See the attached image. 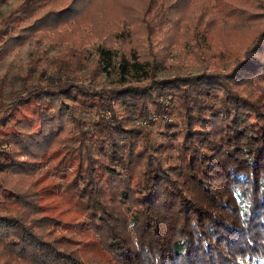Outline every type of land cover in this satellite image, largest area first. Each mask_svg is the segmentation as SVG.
Returning <instances> with one entry per match:
<instances>
[{
  "label": "trees",
  "instance_id": "16d2710c",
  "mask_svg": "<svg viewBox=\"0 0 264 264\" xmlns=\"http://www.w3.org/2000/svg\"><path fill=\"white\" fill-rule=\"evenodd\" d=\"M96 2L19 0L0 17V63L31 39L63 49L30 59L9 102L0 77V264H90L59 228L103 264H264V25L226 73L96 90L104 68L87 84L69 78ZM261 3L136 0L109 24L125 20L137 38L184 20L204 39L219 18L258 19Z\"/></svg>",
  "mask_w": 264,
  "mask_h": 264
},
{
  "label": "rangeland",
  "instance_id": "374dc122",
  "mask_svg": "<svg viewBox=\"0 0 264 264\" xmlns=\"http://www.w3.org/2000/svg\"><path fill=\"white\" fill-rule=\"evenodd\" d=\"M136 0H97L88 19H94L90 27H81L80 47L81 69L72 73L69 78L75 84H87V79L94 66H98L101 74L97 77L92 87L120 88L123 86H142L151 79H168L174 76H198L208 73H226L232 67L234 60L242 55L245 44L250 39L251 33L256 28L264 25V8L257 10L258 19L241 23L226 21L219 18V28L213 34L199 39L194 35L188 21H180L177 29L172 31V24L166 25L162 31L154 30L152 36L139 34L137 38L129 35L131 26L125 20H119L117 29L110 30L113 20L122 12V4L132 3ZM19 2L8 0L0 8V17L5 16ZM264 7V0L261 3ZM200 12H193L191 8L182 9V16L198 17ZM148 19V18H147ZM111 21V22H110ZM110 23V24H109ZM109 27V28H108ZM217 33V34H216ZM215 34V35H214ZM214 35V36H212ZM100 37V38H99ZM216 38V39H214ZM218 38V39H217ZM225 42V43H224ZM109 50L107 57H100V51ZM40 52L46 59L57 56L63 52L45 39L37 44L34 40L27 41L23 46L14 50L0 63V77H3L1 87V102H9L14 92L19 88L18 77L26 71L27 62L36 58ZM132 56V61L125 64L127 54ZM147 62L149 66L138 65ZM151 65L155 70H151ZM41 67L36 66L35 73ZM117 109V107H116ZM83 120L93 121L92 112L83 114ZM151 140L158 141L159 135L154 127H149ZM43 168L40 169V172ZM50 175L41 184H45ZM55 179V178H54ZM56 181L57 178H56ZM59 182V181H58ZM0 208H5L1 206ZM56 235H62L68 240L64 246L74 250L83 260L90 264H103L97 251L91 247L83 246V238L73 229H57Z\"/></svg>",
  "mask_w": 264,
  "mask_h": 264
}]
</instances>
